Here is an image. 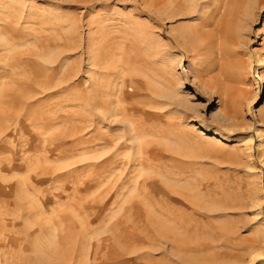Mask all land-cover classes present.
I'll list each match as a JSON object with an SVG mask.
<instances>
[{
	"label": "rangeland",
	"instance_id": "rangeland-1",
	"mask_svg": "<svg viewBox=\"0 0 264 264\" xmlns=\"http://www.w3.org/2000/svg\"><path fill=\"white\" fill-rule=\"evenodd\" d=\"M0 264H264V0H0Z\"/></svg>",
	"mask_w": 264,
	"mask_h": 264
}]
</instances>
